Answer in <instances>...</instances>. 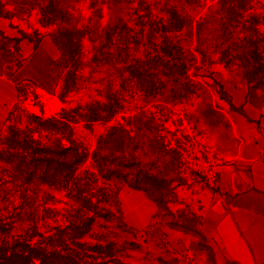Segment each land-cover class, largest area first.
<instances>
[{
  "label": "rangeland",
  "instance_id": "1",
  "mask_svg": "<svg viewBox=\"0 0 264 264\" xmlns=\"http://www.w3.org/2000/svg\"><path fill=\"white\" fill-rule=\"evenodd\" d=\"M2 19L52 41L46 92L60 107L46 115L48 96L26 85L0 131V246L27 241L78 264H218L199 181L163 136L182 118L207 132L228 82L264 105V0H0ZM123 188L157 203L146 228V206L128 212L135 226L124 220Z\"/></svg>",
  "mask_w": 264,
  "mask_h": 264
},
{
  "label": "crops",
  "instance_id": "2",
  "mask_svg": "<svg viewBox=\"0 0 264 264\" xmlns=\"http://www.w3.org/2000/svg\"><path fill=\"white\" fill-rule=\"evenodd\" d=\"M34 32L36 28L0 20V131L22 102L24 86L42 95L52 89L57 50L45 32L37 31L36 37ZM2 41H6L3 46ZM27 67L31 71H25ZM223 89L225 99L214 107L216 121L204 133L223 159L217 170L224 199L216 205L212 192L199 182L194 204L216 252V263L264 264V105L250 101L244 84L228 82ZM120 203L131 227L135 225L128 212L146 206V212L139 213L144 221L136 224L138 229L149 226L159 209L143 190L123 188Z\"/></svg>",
  "mask_w": 264,
  "mask_h": 264
},
{
  "label": "built area",
  "instance_id": "3",
  "mask_svg": "<svg viewBox=\"0 0 264 264\" xmlns=\"http://www.w3.org/2000/svg\"><path fill=\"white\" fill-rule=\"evenodd\" d=\"M163 137L165 149L175 154L178 172L201 182L216 198L215 204H222L224 192L219 185L217 168L223 159L203 129L182 118L179 123L167 126Z\"/></svg>",
  "mask_w": 264,
  "mask_h": 264
},
{
  "label": "trees",
  "instance_id": "4",
  "mask_svg": "<svg viewBox=\"0 0 264 264\" xmlns=\"http://www.w3.org/2000/svg\"><path fill=\"white\" fill-rule=\"evenodd\" d=\"M117 111L108 110L107 115L104 117L105 120H109ZM100 117V116H99ZM36 118V117H35ZM37 119V118H36ZM49 122V119L44 120ZM168 151V150H167ZM52 152V151H51ZM170 152V151H169ZM52 153L61 158V152L54 150ZM174 157L175 154L170 152ZM47 165L55 167L57 169H63L70 167L64 159H58L56 161H50L47 159ZM140 190V189H136ZM145 193L146 191L143 190ZM0 264H78L72 258L66 257L60 253L47 251L42 247L34 244H30L27 241H15L12 244H6L0 246ZM234 264V263H226Z\"/></svg>",
  "mask_w": 264,
  "mask_h": 264
},
{
  "label": "bare ground",
  "instance_id": "5",
  "mask_svg": "<svg viewBox=\"0 0 264 264\" xmlns=\"http://www.w3.org/2000/svg\"><path fill=\"white\" fill-rule=\"evenodd\" d=\"M46 95L48 96V99H49V101H48L49 105L46 109V115H50L60 107V102L56 98H54L48 94H46Z\"/></svg>",
  "mask_w": 264,
  "mask_h": 264
}]
</instances>
